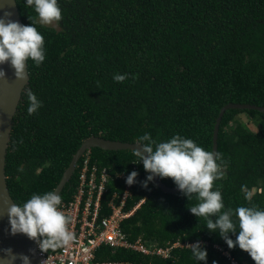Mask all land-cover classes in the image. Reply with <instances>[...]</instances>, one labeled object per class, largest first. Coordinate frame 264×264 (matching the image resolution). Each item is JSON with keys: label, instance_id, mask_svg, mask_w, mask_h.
<instances>
[{"label": "trees", "instance_id": "16d2710c", "mask_svg": "<svg viewBox=\"0 0 264 264\" xmlns=\"http://www.w3.org/2000/svg\"><path fill=\"white\" fill-rule=\"evenodd\" d=\"M16 2L23 24L35 23L46 49L39 66L28 61L30 82L13 120L6 176L16 203L34 192L55 190L92 136L134 143L145 132L157 141L179 133L211 151L223 106L264 107V0H59L57 27L41 24L24 0ZM114 73L128 76L117 82ZM27 89L43 101L32 115ZM217 150L226 167L214 186L225 206L264 208V112L227 110ZM90 152L91 164L112 175L102 216L110 214L107 205L115 193L122 196L125 190L126 182L116 175L138 172L124 209L145 201L121 224L130 241L142 237L166 247L199 240L207 249V264H232L226 251L238 264H255L246 251L229 248L218 232L207 230L203 217L190 212L198 202L195 194L188 200L181 192L165 193L154 181L144 187L148 173L142 162L133 163L138 159L134 151L95 147ZM82 161L61 193L65 202L74 198ZM161 180L176 187L171 178ZM95 261L199 264L190 247L175 248L172 258H163L104 245Z\"/></svg>", "mask_w": 264, "mask_h": 264}, {"label": "clouds", "instance_id": "9594fccd", "mask_svg": "<svg viewBox=\"0 0 264 264\" xmlns=\"http://www.w3.org/2000/svg\"><path fill=\"white\" fill-rule=\"evenodd\" d=\"M34 9L41 24L51 25L62 19L59 0H24ZM10 12L0 16V80H6V70L2 65L9 64L18 80L27 79V62L39 66L46 58L44 35L35 23L21 24L10 18ZM127 73H114L113 79L122 82ZM27 112L36 113L43 101L31 90H26ZM139 147L134 149L138 158L133 163H141L148 173L142 182L144 187L156 177L171 178L180 192L188 200L198 201L189 207L197 218L203 217L209 232H218L229 248L239 247L246 251L255 264H264V208L256 205H239L235 209L226 207L219 187L214 181L224 175L226 164L218 150H206L192 138L179 133L170 139L157 141L145 132L136 138ZM20 168L18 171H22ZM138 172L131 171L126 183L136 182ZM250 199V194L246 195ZM6 213L10 233H22L34 240L41 251L55 250L70 246L77 235L70 229L72 217L64 211L62 196L55 190L43 193L34 192L23 203H8ZM231 234V235H230ZM235 236V239L232 236ZM192 257L199 264H207V249L199 240L189 244ZM0 264H14L17 256L11 248L2 250ZM22 264H30L27 255L20 254ZM215 264V262H214Z\"/></svg>", "mask_w": 264, "mask_h": 264}, {"label": "built area", "instance_id": "2783aa9c", "mask_svg": "<svg viewBox=\"0 0 264 264\" xmlns=\"http://www.w3.org/2000/svg\"><path fill=\"white\" fill-rule=\"evenodd\" d=\"M82 158L74 198L69 203L62 200L64 211L72 217L70 229L76 233L77 240L70 246L58 248L56 251L49 253L41 251L44 264H121L95 261L97 250L104 245L128 248L145 255L155 254L163 258H172V252L175 248L190 247L189 244L191 243L181 241L173 242L166 247L157 246L147 243L142 237L130 241L123 232L121 224L144 203L145 198L132 210L125 211L126 200L132 187V184L126 183L123 195L120 196L115 193L107 205L111 209L110 214L102 216L103 199L112 175L106 168L101 169L91 164L90 149L83 154ZM116 177L126 182L127 174L120 173ZM117 197H121L119 204H116L114 200ZM202 243L204 244V242ZM223 253L232 264H238L229 252Z\"/></svg>", "mask_w": 264, "mask_h": 264}, {"label": "water", "instance_id": "95a60500", "mask_svg": "<svg viewBox=\"0 0 264 264\" xmlns=\"http://www.w3.org/2000/svg\"><path fill=\"white\" fill-rule=\"evenodd\" d=\"M6 11L11 13L10 18L12 20L23 24L16 0H0V16ZM2 67L6 70L7 79L0 80V256L4 255L2 251L3 249L11 248L13 254H16L17 256L14 264H22L20 254L27 255L30 264H44L42 252L34 240L29 239L27 235L22 233H17L15 235L10 233L9 219L6 213L7 205L4 202L8 201V203H12L14 200L7 185L6 157L13 128L14 116L18 110L23 92L30 82V75L28 71V62L26 68L27 79L24 80H18L15 78L14 69L9 64L5 63ZM229 109H249L264 112V107H259L253 104L229 103L223 106L214 127L212 150L218 149V134L221 120L225 112ZM134 143L113 141L98 136H92L86 139L72 158L69 167L64 172L55 191L61 195L66 184L72 178L80 159L87 150L98 147L103 150L134 151L135 148L139 147ZM154 182L156 186L165 193L174 194L180 192L177 187L167 186L160 177H156Z\"/></svg>", "mask_w": 264, "mask_h": 264}, {"label": "rangeland", "instance_id": "374dc122", "mask_svg": "<svg viewBox=\"0 0 264 264\" xmlns=\"http://www.w3.org/2000/svg\"><path fill=\"white\" fill-rule=\"evenodd\" d=\"M51 26H54V27H57V23L54 22L53 24H51ZM240 119L243 120L244 122H248V118L246 115H241L240 116ZM250 127L253 129V130H256L255 126L253 124H250Z\"/></svg>", "mask_w": 264, "mask_h": 264}]
</instances>
